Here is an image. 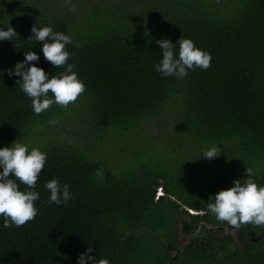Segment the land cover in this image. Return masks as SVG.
Wrapping results in <instances>:
<instances>
[{"label":"trees","instance_id":"1","mask_svg":"<svg viewBox=\"0 0 264 264\" xmlns=\"http://www.w3.org/2000/svg\"><path fill=\"white\" fill-rule=\"evenodd\" d=\"M95 3L97 12L75 29L44 0H0V27L17 32L0 41V135L11 141L31 137L63 107L53 103L35 114L17 83L22 77L13 72L26 51L40 55L30 63L50 76L64 71L44 58L43 42L29 39L34 24L51 26L72 37L68 63L85 84L79 97L91 131H142L140 125L174 107L181 123L162 138L170 145L148 157L173 152L174 166L185 165L191 174L181 182L145 165L138 173L114 172L58 136L35 141L29 149L47 153L35 188L38 214L11 228L0 217V264H78L89 247L88 255L109 264H264V226L241 225L230 235L235 227L207 207L210 196L246 178L247 166L264 183V0ZM182 35L210 53V67L190 69L183 79L164 77L155 70L162 59L157 40L176 43ZM215 145L217 156H201ZM53 178L70 185L67 204L48 202L44 184ZM160 186L164 194L156 198ZM151 228L166 234V241L149 242ZM180 230L189 235L184 246Z\"/></svg>","mask_w":264,"mask_h":264},{"label":"clouds","instance_id":"2","mask_svg":"<svg viewBox=\"0 0 264 264\" xmlns=\"http://www.w3.org/2000/svg\"><path fill=\"white\" fill-rule=\"evenodd\" d=\"M32 33L33 36L29 39L43 42L44 58L54 67L65 66L64 71L50 76L44 68L30 63L40 59V55L35 51H26L25 59L16 64L13 72L22 77L17 83L24 95L31 99L33 112L39 115L53 103L67 107L76 101L85 90V84L79 79L78 73L73 71L75 64L68 63L71 53L66 49V45L72 43L70 35L54 31L51 26L39 27L37 24L32 26ZM15 35L17 32L14 28L5 30L0 27V41L12 40ZM157 44L162 49V59L155 65V70L164 77L175 76L177 79H183L190 69L206 70L210 67V53L197 47L190 38L182 35L176 43L164 38L157 40ZM218 149L217 145L207 148L201 156L212 159L219 154ZM46 162V152L38 147L29 149L28 145L17 140L11 146L0 148V217L3 218L4 228L21 227L35 219L38 214L35 202L40 199V194L35 188ZM245 173L246 178L235 180L234 186L210 196L208 210L218 221L226 222L230 227L239 228L249 224L264 226V183L257 182L253 168L247 166ZM20 184L26 185L27 190H21ZM44 187L50 193L49 203L59 206L73 199L70 185L61 184L59 178L46 181ZM163 194L162 186L158 187L156 198ZM92 252L93 248L89 247L78 258V264H88L89 261L91 264H109L105 258L97 260L96 256L88 255Z\"/></svg>","mask_w":264,"mask_h":264},{"label":"rangeland","instance_id":"3","mask_svg":"<svg viewBox=\"0 0 264 264\" xmlns=\"http://www.w3.org/2000/svg\"><path fill=\"white\" fill-rule=\"evenodd\" d=\"M44 1L49 4L48 6L54 7L53 9L56 10L54 12L63 14L64 18H69L75 29L83 28L87 23L86 18L97 12L98 6L95 2L102 3V0ZM88 117L89 115L83 107V101L78 96L76 101L71 102L67 107L63 106L59 114L43 124L41 126L42 131L24 140L23 138L15 140L29 146L31 143L38 140L41 141L49 136H58L63 141L72 143L79 149V152H83L90 160L100 162L102 165L111 168L114 172L122 169L124 173L134 171L138 173L142 170L143 165H145L146 169L148 167L155 172L162 170L163 175L165 173L175 175L176 179L181 182L189 178L191 169H187L185 165L174 166L176 163V154L173 152L165 157H148L149 152L158 155L165 147L170 145L167 139L162 138L170 134L168 129L172 132V128L179 127L181 123V121H178L179 119L174 107H168L159 116L140 125L143 128V132L133 130L126 133V131L121 132L113 129L108 133L97 135L91 131L92 126L89 125L90 121ZM51 121H56V123H51ZM112 127L110 126L108 128ZM14 141L7 140L0 135V148L11 146ZM159 141L164 142L156 145L155 143ZM146 142H149L151 145H142V143ZM126 151V154L121 155ZM137 154H139L138 157ZM230 159H232V155ZM161 185H163V182ZM177 215L181 216V214ZM150 231L148 236L149 242L158 246L159 243L166 241V234L162 235L159 232H155L153 228ZM236 232V228H231L227 231V234L236 235ZM189 234L192 235L191 232ZM188 239V233L180 230L178 241L181 246H184Z\"/></svg>","mask_w":264,"mask_h":264},{"label":"built area","instance_id":"4","mask_svg":"<svg viewBox=\"0 0 264 264\" xmlns=\"http://www.w3.org/2000/svg\"><path fill=\"white\" fill-rule=\"evenodd\" d=\"M192 213H195L196 211L195 210H193V209H189Z\"/></svg>","mask_w":264,"mask_h":264}]
</instances>
